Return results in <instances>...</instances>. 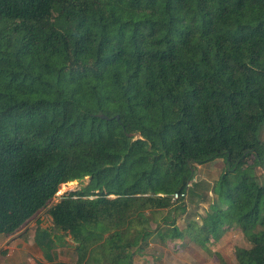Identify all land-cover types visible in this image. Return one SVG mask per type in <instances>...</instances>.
<instances>
[{"label":"trees","instance_id":"obj_1","mask_svg":"<svg viewBox=\"0 0 264 264\" xmlns=\"http://www.w3.org/2000/svg\"><path fill=\"white\" fill-rule=\"evenodd\" d=\"M263 129L264 0H0V234L47 208V261L135 264L153 234L204 248L235 227L237 263L264 264Z\"/></svg>","mask_w":264,"mask_h":264},{"label":"rangeland","instance_id":"obj_2","mask_svg":"<svg viewBox=\"0 0 264 264\" xmlns=\"http://www.w3.org/2000/svg\"><path fill=\"white\" fill-rule=\"evenodd\" d=\"M260 138L264 140V129ZM223 167L222 159L199 166L195 173V181H203L210 186L218 178ZM255 171L257 175L261 176L264 172L258 168ZM87 183L88 178H85L82 181L67 183L64 187L61 185L52 202H56L64 194L80 189ZM215 200V196L204 188L193 191V194L188 193L184 199L186 212L181 219H178L177 225L183 228L188 221L200 223L201 218L208 212L209 205ZM35 218H38L40 222L50 223L47 208L39 211L30 222H34ZM151 227L154 229L155 224H152ZM65 240L71 244L69 238ZM147 243V246L135 254L133 258L135 264H238L235 258V249L250 247V244L235 227L226 229L218 240L209 241L204 248L189 237H185L183 240H162L157 234H153ZM60 254L66 264L75 263L76 254L72 248L61 249Z\"/></svg>","mask_w":264,"mask_h":264},{"label":"crops","instance_id":"obj_3","mask_svg":"<svg viewBox=\"0 0 264 264\" xmlns=\"http://www.w3.org/2000/svg\"><path fill=\"white\" fill-rule=\"evenodd\" d=\"M33 221H29L12 235L0 234V264H66L60 254V250L64 248H56L51 254L55 260L47 261L45 253L35 242L37 230L49 229L51 222L46 224L38 218Z\"/></svg>","mask_w":264,"mask_h":264},{"label":"built area","instance_id":"obj_4","mask_svg":"<svg viewBox=\"0 0 264 264\" xmlns=\"http://www.w3.org/2000/svg\"><path fill=\"white\" fill-rule=\"evenodd\" d=\"M177 198H178V195L175 194V195L173 196V200H175V199H177Z\"/></svg>","mask_w":264,"mask_h":264},{"label":"water","instance_id":"obj_5","mask_svg":"<svg viewBox=\"0 0 264 264\" xmlns=\"http://www.w3.org/2000/svg\"><path fill=\"white\" fill-rule=\"evenodd\" d=\"M101 118H104V116L102 115V116H100Z\"/></svg>","mask_w":264,"mask_h":264},{"label":"bare ground","instance_id":"obj_6","mask_svg":"<svg viewBox=\"0 0 264 264\" xmlns=\"http://www.w3.org/2000/svg\"><path fill=\"white\" fill-rule=\"evenodd\" d=\"M66 184L63 185V187L65 186Z\"/></svg>","mask_w":264,"mask_h":264}]
</instances>
